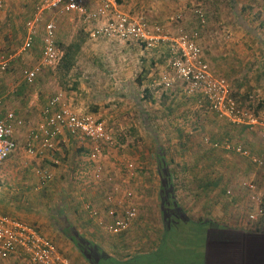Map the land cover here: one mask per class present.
Returning <instances> with one entry per match:
<instances>
[{
  "label": "crops",
  "instance_id": "crops-1",
  "mask_svg": "<svg viewBox=\"0 0 264 264\" xmlns=\"http://www.w3.org/2000/svg\"><path fill=\"white\" fill-rule=\"evenodd\" d=\"M37 2L38 0H5L0 12V57L17 51L24 43L25 25L31 18ZM118 3L126 13L145 15L153 24L163 27L171 37H177L180 30L189 34L198 31L200 34L198 44L203 49L204 60L209 64L214 75L229 82L234 96L240 95L247 100L251 99L254 92L256 98L252 99V103L264 109V56L263 54L259 56V51L264 50V39L261 38L257 27L264 25V0H118ZM198 7H201L206 15V25L203 28L193 14V10ZM177 16H181L182 19L173 21ZM45 22L40 26V33L33 49L19 57L8 72L0 73V96L4 99L1 113L4 115L8 111H13L18 117H42L41 120L34 121V126L43 122V109L52 98V96L47 97L48 100L44 96L48 90L46 86L49 83L55 84L56 82L57 84L56 79L45 77L44 82L47 84L38 88L42 94L40 95L38 91L33 90L34 84H26L23 77L24 70L31 69L41 61ZM85 24L88 27L89 44L93 47V53L80 54L76 68L80 66L83 58V61L89 60L93 66L98 67L93 68L91 72L100 76L101 83L104 81L102 76H108L104 91L106 90L109 94V101L122 100L120 106L124 105L123 108L129 107L130 104L140 107L137 119L145 124L148 123L153 130H157V125L155 127L154 124L157 122L160 124L161 121L169 128L171 127V131H158L160 134L157 133L154 136L150 134L153 137L151 141L154 149L142 150L146 157L145 162L139 164V168L154 177V180L150 177L144 182V188L148 189V194L144 193L146 196L138 198L130 188L127 190V186L116 184V179L114 181V178L108 177L109 173L106 169L113 167V163L109 161V157L113 158L114 155L112 146L106 150L105 158L98 163L104 169V179L101 183H96L97 163L89 159V145L66 136L60 139L55 153L48 154L43 159L46 162L54 161L58 164L67 157V161L72 159L70 164L76 167L82 164L81 159H85L88 163L89 175H84L80 179H84L82 186H87L91 190L87 192L85 187L77 190V195L81 197V217L73 215L70 210V216L67 215L69 217L62 216L56 213V208L53 209L54 211L48 208L47 219L45 215H30L37 214V212L33 207L23 203L25 193L29 188L14 177L13 179L17 182L14 180L11 184L7 183L6 186L0 187V214L34 226L49 239L58 237L61 239L62 247L51 240L61 249L60 251L66 258L68 256L63 249L65 244L69 245L71 250L75 249L80 260L86 262L80 250L65 235L68 231L65 229L66 222L68 221L84 238L91 241L94 237L92 242L100 245L101 243L95 237L103 236V233L108 234L100 225V221L110 220L107 217L109 207H107L106 198L114 195L117 202L127 205L126 196L131 192L134 195L132 202L137 208L136 202L140 205L138 216L127 232L121 235L108 234L114 239H110V243L106 244L107 248L112 251L116 247L123 248L124 259L122 261L125 262L140 255L155 256L160 250H164L161 252L163 253L161 257L157 256L156 264H178L180 259H185L184 257H187L183 261L185 264H211L209 259L215 255L208 244L212 238L215 239L213 235L215 232L226 229L236 236L237 243L234 250L228 251V258L223 259V264H264V225L260 224L257 227L261 219L258 218L257 222L244 219L240 217L241 211H238L239 206L243 207V203H246V207L250 209L249 214L257 213V206L250 200L248 192L243 188V183H260L264 171L248 158L232 150L217 149L205 143V139H209L211 143L229 142L233 147L242 146L254 155L262 157L263 142L259 129L235 125L226 118L219 117L208 110L199 96H188L181 91L182 93H176L177 99H175L172 97V91L163 89L160 86L161 76L165 72H171L166 60L169 56V43H162L154 49H147L133 42L94 40L90 35L92 25L86 22ZM261 34L264 35V28ZM95 48L98 49V53L95 52ZM254 59H260L263 62L260 65L256 61L259 64L257 65L254 64ZM253 65L255 68L250 72ZM76 75L80 77L78 73ZM57 87H59L58 84ZM99 88L101 91V87ZM88 92L91 93V89ZM142 93H144L143 96ZM146 102L154 107L151 112L149 111L150 113L142 106ZM41 104L44 105L41 106ZM116 104L118 103L112 104L111 107L116 108ZM99 106L102 107V104ZM71 107L77 114L84 115L74 105ZM141 107L146 111L143 112ZM162 108L163 111H161ZM100 112L104 113L101 109L98 113ZM107 114L108 119H103L96 114L93 116L106 121L109 126L119 122L117 115ZM183 125L185 127H182ZM110 133L114 143L116 137L114 139V132ZM157 147H162V154L156 150ZM80 153H84L83 157L79 155ZM163 156L169 163V170L173 175L172 186L175 187V197L178 203L176 209L186 217V221H182L180 225L174 220L177 216L168 208L166 212L169 218H164L163 188L160 178ZM12 157L14 156L12 155L9 160ZM16 170L18 169L14 166V169L13 167L2 169L1 172L9 177L12 174L16 175ZM37 171V182L41 186L49 183L42 182ZM259 177L261 180L255 181ZM3 182L1 180V183ZM123 182L128 183L126 180ZM103 193L104 200L100 203L95 202L94 204L91 201L98 199L99 194ZM244 197L247 202L243 201ZM87 204L97 208V214L90 213L86 208ZM173 225L179 229L173 230ZM195 225H203L202 230L197 233L199 241L196 246L193 242L196 240L194 238L196 231L193 229ZM150 235H154L151 237V243L148 240ZM188 235L190 241L185 244L184 238ZM121 236H123L122 239L126 236V239L115 238ZM165 241H168V244H164ZM217 257H221V254L218 253ZM0 264H30V262L28 257L20 252L1 259Z\"/></svg>",
  "mask_w": 264,
  "mask_h": 264
},
{
  "label": "built area",
  "instance_id": "built-area-1",
  "mask_svg": "<svg viewBox=\"0 0 264 264\" xmlns=\"http://www.w3.org/2000/svg\"><path fill=\"white\" fill-rule=\"evenodd\" d=\"M5 0H0V12ZM48 13H64L79 15L86 23L92 25L91 38L94 40L116 41L120 43H137L147 49H154L162 43L170 44L167 65L171 72L161 76L160 86L165 90L173 89L175 79L181 82L188 96H199L208 102V109L232 124L259 129L263 142V156L258 157L242 146L233 147L229 142L205 143L214 148L232 150L238 155L248 158L254 165L264 171V117L256 115L252 110L242 107L232 93L229 82L215 76L209 64L204 60V53L198 44L199 32L191 34L180 30L177 37L168 35L160 25L153 24L145 15H131L124 12L118 0H38L31 18L26 22V37L17 51L0 57V73L10 70L12 64L23 54L33 49L40 33V26L45 22ZM200 26L206 25V15L200 8L194 11ZM177 16L173 21H180ZM63 52L57 41V24L54 19L45 22L43 35L42 58L39 64L24 70V81L33 85L45 67L60 64ZM171 73L175 76H171ZM4 99L0 96V167L18 151L16 129L25 128V120L15 112L8 111L4 115ZM43 122L32 127L24 139V150L28 157L43 159L58 149L60 139L69 137L80 140L90 147L89 159L97 163L95 181L104 179V169L98 164L105 157L106 150L113 146L112 135L106 122L93 115H79L68 103L62 92L54 95L43 111ZM133 172V165L128 166ZM37 175L42 182H50L53 175L38 170ZM243 188L248 192L250 200L257 206V213L250 215L251 220L264 216V178L258 188L255 183L245 182ZM133 193H127V205L117 202L116 196L106 198L107 217L109 221H100V225L110 235H121L127 232L138 216V208L132 202ZM87 210L97 214V208L87 204ZM24 253L30 264H73L66 258L58 246L48 237L42 235L37 228L16 220L8 215L0 214V260Z\"/></svg>",
  "mask_w": 264,
  "mask_h": 264
},
{
  "label": "rangeland",
  "instance_id": "rangeland-1",
  "mask_svg": "<svg viewBox=\"0 0 264 264\" xmlns=\"http://www.w3.org/2000/svg\"><path fill=\"white\" fill-rule=\"evenodd\" d=\"M198 8L202 9L201 7H198ZM196 9H194L193 11H195ZM193 14L195 15L194 12ZM53 18L57 22L58 45H59V48L63 52H65L66 48H68L72 43H76V44L81 43L82 47H81V51L78 57L80 56V54H83V55L87 54V52L93 53L92 52L93 47L89 44L90 38H88L89 36L88 34L89 32H87L88 27L85 24V21L82 17H80L79 15H75V14L70 15V14H64V13H56V14L48 13L46 15L45 20L48 21ZM257 27H258V30L260 31L259 33H260L261 38L264 39V35L261 34V32L263 31L264 25L263 27H260L259 25ZM252 45L254 46V44ZM38 47H40V45H38ZM95 52L98 53V49L95 48ZM262 54L264 56V50L259 51V56ZM83 60L84 58L82 59L81 61L82 63L80 64V66L76 68L79 62L77 58V63H76L75 68L72 69L71 72L69 73H66L64 70H62L60 66L61 62L60 64L54 67H45L42 74L38 77L37 83L36 82L34 83L33 86H35V88H33V90L37 92L38 88H41L42 86L47 84L46 82H44L45 77H49V78L52 77L53 80L55 79L57 80V84L59 87H57L56 82L55 84L49 83V85L46 86L48 90L46 91L44 95L46 98L47 97L50 98L51 96L53 97L57 93L62 92L65 95L68 103L70 102L69 103L70 105H74L78 110H81L82 113H84V115H95L96 114V115L101 116L103 119H108L107 113H109V115L112 113L117 115L118 116L117 120H119V122H116L115 125L112 124V126L111 125L109 126L106 123L109 131L114 132V139L116 137V139L114 140V144L112 146L114 149V155L112 154L113 158L111 156L109 157L110 160L108 159L109 161H111V163H113L114 168L109 167L108 169H106V171L109 173L108 177L114 178V181L116 179L117 181L116 184L119 183L120 185H124V187L127 186V190L130 188L135 193V196H137L138 198L142 197L144 193H146L147 195L148 189L144 188L145 186L144 182L146 179H150V177L152 180H154V177L150 176L151 174H146L145 172L141 171V169L139 168V164H141L142 162H145V157H146L143 155L142 150L154 149V146L151 141L153 139L152 136H154V134H157V133L160 134L158 131H171V127L169 128L165 123L161 121L160 124H158V122L154 124L155 127L157 125V130H153V128L149 126L148 123L145 124L144 122H141L139 119H137V116H139L138 108L140 111V107L135 106V104H130L129 107L123 108L124 105L120 106V104H122L121 102L122 100L121 101L116 100V102L109 101L110 100L109 94L106 92V90L104 91L105 89L104 85L107 84L108 76L107 75L102 76L104 78V81L101 83V80L99 79L100 76H98V74L96 73L91 72L93 68L95 69L98 67L93 66L89 60H85V61ZM254 60H255L254 64H257L256 61H258L260 65L264 61V60L261 61L260 59L258 60L254 59ZM253 68H255L254 65L250 68V72L251 70H253ZM76 73H78L80 77H78ZM171 76L175 78L173 73H171ZM79 78H81V80ZM247 81H249V79H247ZM75 83H78L77 90H74L73 88ZM99 87H101V91ZM90 89H91V93L88 92ZM169 91H172V95H173L172 97L175 99H177V97H175L176 93L178 94L181 91L185 93L181 86V82L178 79H175V84L173 86V89ZM37 93L42 95L40 91H38ZM259 93L261 94V92ZM143 94L144 93H142V96ZM138 95L136 94L137 100H138ZM236 97H237L236 99H238V101L242 105H246L249 107L251 106L252 109L257 110V107L252 103V99L256 98V95H254V92L251 95V99L246 100V98H242L240 95ZM44 100L46 101V99ZM100 100L102 102H100ZM250 100H251V103H249ZM45 101H41V102H45ZM114 103H118L116 104L117 105L116 108L111 107L112 104ZM44 104H41V106H43ZM99 104H102V107H100ZM142 106L145 107L148 113H150L154 109V107L151 106L150 103H147V102L143 103ZM143 107H141L142 108L141 110H143L144 112L146 110ZM100 109L104 113H101V112L98 113ZM161 111H163V108L161 109ZM262 112H264V110H261L259 113L260 115L264 116V113ZM42 115H43V112H42ZM20 118L25 120L26 125L24 129H20V130L16 129V135L18 139V151L16 155H13L14 157H12V159L6 161V163L2 167H0V187L6 186L7 183L11 184L12 181H14L15 179L20 180L23 183H25V187L27 186L29 189L28 190L26 189L27 190L25 193L26 196H25L23 203L28 204L29 206L33 207L35 211L37 212V214H30V215H45V218L47 219V217L49 216L48 208L52 211H54L53 209L56 208V213L62 214V216H67V215L70 216V213H72L73 215H77L78 217H81V211H82L81 202H80L81 197L77 195V190H81L84 187L87 192L91 190L87 186L83 187L82 184H84L83 183L84 179H80L81 177H84V175H89V172H87L88 163L85 162V159L84 160L81 159L80 161H82V164L76 167L70 164V162H72V159L71 161L70 160L67 161V157L59 161L58 164L54 163V161L46 162L44 161V159L29 158L25 154V151H24V139L28 131L32 127H34L35 122L41 120L42 117L39 116L38 118L37 117L25 118L23 116H20ZM178 126L181 127V125H178ZM182 127H185V125H183ZM156 150H158L161 153L163 152L162 147H159V148L157 147ZM79 155L83 157L84 153L82 154L80 153ZM130 164L133 165V169H132L133 172L128 167ZM14 166L16 169H18L16 170V175L12 174V175H9V177H7L5 173L1 172L2 169H8L12 167L14 169ZM3 167H6V168H3ZM73 167H76L78 169L76 168L73 169ZM39 169L48 171L50 173L52 172L53 180L41 186L37 182L38 179L36 176V171ZM109 170H113V172L110 173ZM84 173H87V174H84ZM13 177L15 179H13ZM261 178L263 179L264 176ZM261 178L259 177L255 179V181H259L261 180ZM1 180H3L4 182L1 183ZM17 180H15V182H17ZM124 180H126L128 183H124L123 182ZM255 184L259 188L262 185V181H260V183L257 182ZM151 190L154 191V189H151ZM246 198L244 197L243 201L247 202ZM102 200H104V193L99 194L98 199L95 198L94 200H91V201L94 204H96L95 202L100 203ZM136 205L138 206V209H139L140 205L137 202H136ZM243 205H244L243 207L239 206V209H238V211H241L240 217L244 219H250V215H252V213L249 214L250 209L246 207L247 206L246 203L245 204L243 203ZM69 210L71 211L70 213H69ZM163 212H164V218H166L167 216L166 208H164ZM258 218L257 220L250 219V221L257 222ZM164 220H167V219H164ZM151 227H153V225H151ZM193 227H194L193 229H195L196 231L195 236H194L196 240H193L196 246L199 241V236H197V233L202 230L203 225H195ZM177 229L179 228L174 226L173 230H177ZM188 231H189V228H188ZM213 235L215 236L214 237L215 239L212 238L211 242L208 245H209V248L212 250L213 254L215 255V257H210L209 261L211 264H223V259L227 260L226 258H228V251L230 252L234 250V247L237 243L236 242L237 238H235L236 237L235 235L230 234V231L226 229L222 230L221 232H215ZM122 237L123 236L115 237V238L122 239ZM151 237H154V235H150L148 237V240L150 243L152 241ZM93 238L91 239L94 240ZM51 239L54 240L58 245L60 244L62 245L61 239H59L58 237L57 238L54 237ZM95 239H98V241L101 243L98 246L101 249L104 248L103 250L106 253L107 251H109L108 252L109 255L114 256L116 259L118 260L124 259L123 248L116 247V249L112 251V250H109V248H107L106 246L107 242L110 243L109 240L114 239V237L103 233V236L99 235L98 238L95 237ZM123 239H126V236H124ZM184 241H185V244L189 243L190 241L189 235L184 238ZM61 245L60 247H62ZM181 245H182V242L180 244V247ZM162 247H164V245ZM63 249L65 253L67 254L69 260L73 264H89V262L87 261L86 262L81 261L79 256H77V252L75 251V249L71 250L69 245L65 244ZM203 249L204 248L202 247V250ZM163 251L164 250H160L158 255H155L156 257L155 256L153 257V255H150V254H148L146 257H142L140 255L142 258L139 259L138 264H145L146 262H149L152 259L154 261H157L158 260L157 256L161 257V255L163 254V253L161 254V252ZM218 253L221 254V257H217ZM184 258H185L184 260L187 259V257H184ZM184 260L180 259L178 264H185L183 262Z\"/></svg>",
  "mask_w": 264,
  "mask_h": 264
},
{
  "label": "trees",
  "instance_id": "trees-1",
  "mask_svg": "<svg viewBox=\"0 0 264 264\" xmlns=\"http://www.w3.org/2000/svg\"><path fill=\"white\" fill-rule=\"evenodd\" d=\"M81 47H82L81 43H77V44L72 43L68 48H66L63 58L61 60V65H60L62 70H64L66 73L71 72V70L75 68L78 55L81 51ZM169 53H170V50H169ZM77 86H78V83H75L73 87L74 90H77ZM203 102L205 106L207 107L209 106L207 101L203 100ZM241 106L249 110H252L256 115H260L259 112L261 110H264V109H261L263 107H257V110H254L251 108V106L250 107L246 105H241ZM161 159L162 160H161V167H160V178L162 181L161 183H162V188H163V192H162L163 206L164 208H168L170 211H173L174 215L177 216V218H174V220H176V224L180 225L179 223H182V221L183 222L186 221V217L183 215V213H181L180 210L176 209V206L178 205V203L175 197V187L174 185L172 186L173 175L170 173L169 163L166 161L165 156H163ZM166 217L169 218L168 216ZM263 218L264 216L260 218L261 220L258 221L257 227H259L260 224L261 226L264 225ZM65 229L68 230L65 234L67 238H69V240L72 243H74V245L80 250V252L86 258L87 262H89V264H138V261L140 258L147 256V255H143L142 257L136 256L132 258L131 260L124 262L122 260H118L115 257L109 255L108 253L103 251V249H101L98 245H96L89 239L84 238L82 235L79 234L77 230L74 229L72 225H70L68 221L66 222ZM164 244H168V241H165ZM145 264H156V261L152 259L151 261L146 262Z\"/></svg>",
  "mask_w": 264,
  "mask_h": 264
}]
</instances>
